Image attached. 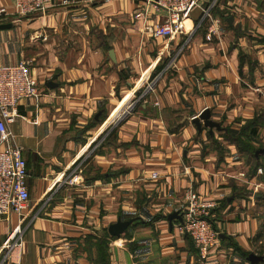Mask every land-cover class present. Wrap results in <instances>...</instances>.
I'll return each instance as SVG.
<instances>
[{
    "label": "crops",
    "instance_id": "0c3cea01",
    "mask_svg": "<svg viewBox=\"0 0 264 264\" xmlns=\"http://www.w3.org/2000/svg\"><path fill=\"white\" fill-rule=\"evenodd\" d=\"M201 7L186 23L197 30L169 41L147 30L166 11L143 0H54L26 17L0 0V67L30 62L40 90L9 126L30 204L0 221V264H264V153L256 161L225 138L264 109V0ZM206 109L222 131H198ZM189 188L217 204L221 242L207 259L168 220ZM118 220H134L120 238L109 233Z\"/></svg>",
    "mask_w": 264,
    "mask_h": 264
},
{
    "label": "built area",
    "instance_id": "2783aa9c",
    "mask_svg": "<svg viewBox=\"0 0 264 264\" xmlns=\"http://www.w3.org/2000/svg\"><path fill=\"white\" fill-rule=\"evenodd\" d=\"M54 0H15L16 12L20 16L46 14ZM147 7L165 10L166 18L147 27L154 38L173 40L181 36H191L186 23L192 18L194 10L201 7L202 0H143ZM211 8L201 9L200 25L211 19ZM5 10H0L3 14ZM146 12L139 13L136 18H143ZM152 84L148 85L151 91ZM40 96L37 77L31 71L30 62L0 67V221L9 220L11 214L24 219L30 204V193L27 186L28 170L23 157V150L15 144L14 135L9 126L19 117V107L25 100ZM261 173L262 170L260 169ZM151 178L156 180L158 174ZM185 207L181 210L183 222L177 227L181 236H189L202 259H207L221 242L220 234L209 221L216 201L205 198L189 188L184 193ZM19 230L11 236L16 237Z\"/></svg>",
    "mask_w": 264,
    "mask_h": 264
},
{
    "label": "trees",
    "instance_id": "16d2710c",
    "mask_svg": "<svg viewBox=\"0 0 264 264\" xmlns=\"http://www.w3.org/2000/svg\"><path fill=\"white\" fill-rule=\"evenodd\" d=\"M239 57H240V74H242V68L245 63L246 56L240 54ZM155 76L156 74L153 75V77ZM263 128H264V109H261L255 114L254 118L248 121L238 132H233L228 130L227 134H225V138L227 141L233 143L240 150L241 153H243L248 157L251 156V158L257 161L262 156L260 154L257 155V152L262 148H264V146L259 147L258 149L254 147V143L258 141L259 139L258 133ZM213 143L215 146L220 145V143L215 139L213 140ZM186 237L190 238L189 236Z\"/></svg>",
    "mask_w": 264,
    "mask_h": 264
},
{
    "label": "water",
    "instance_id": "95a60500",
    "mask_svg": "<svg viewBox=\"0 0 264 264\" xmlns=\"http://www.w3.org/2000/svg\"><path fill=\"white\" fill-rule=\"evenodd\" d=\"M228 22L232 23V18ZM8 27H10V25L0 26L1 29H6ZM110 57L112 60L115 61L114 51H110ZM211 116H212L211 111L209 109H206L203 112H201L199 116L193 119V123L196 125L199 132H201L203 128H208L211 134H213L214 130H217V131L223 130V128L221 127V124L213 121L211 119ZM263 153H264V149H261L257 152V155L263 154ZM168 220L171 225L174 220H178L180 223H182L183 216L181 214V211H176L172 213L171 215H169ZM133 222L134 220H127V221L118 220L117 223L110 226L109 228L110 235L116 238H120L123 234H125L128 231L129 227L133 224ZM248 260L252 264H254L259 259L256 258V256L254 255H250Z\"/></svg>",
    "mask_w": 264,
    "mask_h": 264
},
{
    "label": "rangeland",
    "instance_id": "374dc122",
    "mask_svg": "<svg viewBox=\"0 0 264 264\" xmlns=\"http://www.w3.org/2000/svg\"><path fill=\"white\" fill-rule=\"evenodd\" d=\"M196 30H197V24H195V30L194 31H196ZM211 40H212V38H211ZM149 84H152V82L150 81ZM147 87H148V85H147ZM147 92H149L148 89H147ZM145 94L141 95L140 93H138L137 95H135V97L133 99H131V101H130L129 105L127 106L126 110L111 123L112 127L113 126L115 127L119 123L124 121L129 116V114H131L133 112V110L136 109V106H138V103L142 101V98L146 97ZM261 136L262 137H259V144L263 147L264 146V137H263L264 133Z\"/></svg>",
    "mask_w": 264,
    "mask_h": 264
}]
</instances>
